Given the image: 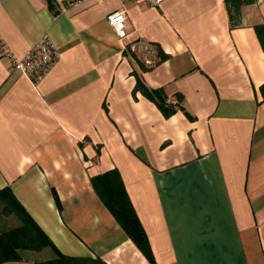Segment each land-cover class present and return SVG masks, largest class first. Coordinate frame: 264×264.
I'll use <instances>...</instances> for the list:
<instances>
[{
	"label": "crops",
	"instance_id": "obj_1",
	"mask_svg": "<svg viewBox=\"0 0 264 264\" xmlns=\"http://www.w3.org/2000/svg\"><path fill=\"white\" fill-rule=\"evenodd\" d=\"M71 1L0 0L16 57L45 32L58 48L36 82L0 52V230L22 224L8 188L82 264H264V0ZM124 8L126 40L108 21ZM138 38L155 44L154 67L128 47ZM111 170L153 261L93 184ZM18 252L0 264L56 256Z\"/></svg>",
	"mask_w": 264,
	"mask_h": 264
},
{
	"label": "trees",
	"instance_id": "obj_2",
	"mask_svg": "<svg viewBox=\"0 0 264 264\" xmlns=\"http://www.w3.org/2000/svg\"><path fill=\"white\" fill-rule=\"evenodd\" d=\"M138 87L142 88V91L156 101L162 108L170 109L168 110L169 112L173 111L172 106L165 103V100L158 90H148L141 81H139ZM93 182L98 189L100 197L103 198L112 210L117 222H119L127 235L129 234V237L150 258L149 260L153 261V253L151 247H149L148 235L135 208H133L134 206L129 196L126 194L118 172L111 170L102 176L93 178ZM1 193L3 196H7L12 206L14 204L16 205V203L18 204L19 209H16L15 213L20 217L22 224L4 232L0 230V262L21 258L18 252L21 249L33 248L38 250L45 247L53 248L56 256L40 264H82L90 261L88 258L70 256L62 253L23 206H20L19 202L15 200L16 198L10 189L7 188Z\"/></svg>",
	"mask_w": 264,
	"mask_h": 264
},
{
	"label": "built area",
	"instance_id": "obj_3",
	"mask_svg": "<svg viewBox=\"0 0 264 264\" xmlns=\"http://www.w3.org/2000/svg\"><path fill=\"white\" fill-rule=\"evenodd\" d=\"M91 0H72V5L77 6L83 2ZM93 1V0H92ZM100 1V0H97ZM128 1H143L151 6H158L164 0H128ZM127 10H116L108 15V21L114 29L116 35L123 40L130 36L127 23ZM27 52L21 57H16L11 48L6 44L0 35V52L5 58L12 61L17 70L32 78L35 82L39 81L41 77L51 69L52 65L58 58V48L56 43L51 39L48 32H45L37 42H34ZM133 52L142 60L148 67H154L158 61L156 46L153 42L147 39L138 38L133 41L132 45L128 46Z\"/></svg>",
	"mask_w": 264,
	"mask_h": 264
},
{
	"label": "rangeland",
	"instance_id": "obj_4",
	"mask_svg": "<svg viewBox=\"0 0 264 264\" xmlns=\"http://www.w3.org/2000/svg\"><path fill=\"white\" fill-rule=\"evenodd\" d=\"M5 220H6L5 215H3V213L0 214V227L4 225V222H6Z\"/></svg>",
	"mask_w": 264,
	"mask_h": 264
}]
</instances>
